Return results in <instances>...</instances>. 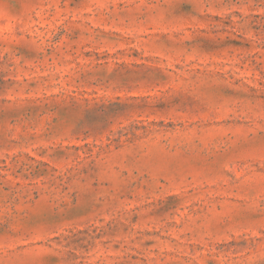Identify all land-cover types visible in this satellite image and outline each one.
<instances>
[{
	"label": "rangeland",
	"instance_id": "1",
	"mask_svg": "<svg viewBox=\"0 0 264 264\" xmlns=\"http://www.w3.org/2000/svg\"><path fill=\"white\" fill-rule=\"evenodd\" d=\"M0 264H264V0H0Z\"/></svg>",
	"mask_w": 264,
	"mask_h": 264
}]
</instances>
